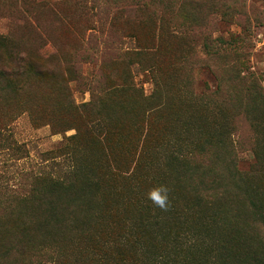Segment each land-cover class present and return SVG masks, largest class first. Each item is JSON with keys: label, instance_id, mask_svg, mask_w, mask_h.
<instances>
[{"label": "rangeland", "instance_id": "rangeland-1", "mask_svg": "<svg viewBox=\"0 0 264 264\" xmlns=\"http://www.w3.org/2000/svg\"><path fill=\"white\" fill-rule=\"evenodd\" d=\"M0 36V252L12 223L36 221L35 192L77 165L98 182L102 215L79 253L64 244L55 259L98 262L88 249L120 229L129 186L147 174L128 162L165 140L216 133L215 167L257 187L264 206V0H0ZM106 46L118 58L99 68Z\"/></svg>", "mask_w": 264, "mask_h": 264}, {"label": "trees", "instance_id": "trees-1", "mask_svg": "<svg viewBox=\"0 0 264 264\" xmlns=\"http://www.w3.org/2000/svg\"><path fill=\"white\" fill-rule=\"evenodd\" d=\"M4 40L0 36V42ZM118 54L114 47H104L98 56L99 68L117 59ZM11 72H16L15 67ZM259 99L264 104V96ZM249 114L257 131L259 121L254 110ZM216 138L212 133L203 142L165 140L157 147L164 155L144 152L140 156V152L128 162L133 168L131 174L139 169L147 174H135L134 185L129 186L124 205L131 211L119 223L120 229L105 233L103 243L88 249L90 255L100 251L95 264H115V258L116 264H264V240L257 228L264 229L262 194L239 176L228 173L225 177L221 172L225 161L212 150H223L225 145ZM254 152L258 169L264 171V153L259 148ZM86 169L83 173L76 165L69 179H49L35 192L42 197L34 207L36 221L21 228L12 223L7 231L15 234L5 238L6 248L0 253L7 254L10 264H23L26 252H34L39 264H57L55 253L66 255L62 245L74 249L78 241L90 239L88 222L101 219L98 205L102 199L98 197V182L87 174L91 173L89 167ZM146 183H150L149 188ZM161 186L170 187L165 209L148 198ZM80 194L90 196L79 198ZM250 215L255 220L249 221Z\"/></svg>", "mask_w": 264, "mask_h": 264}, {"label": "clouds", "instance_id": "clouds-1", "mask_svg": "<svg viewBox=\"0 0 264 264\" xmlns=\"http://www.w3.org/2000/svg\"><path fill=\"white\" fill-rule=\"evenodd\" d=\"M148 198L161 209H165L168 204V189L164 186L157 187L148 194Z\"/></svg>", "mask_w": 264, "mask_h": 264}]
</instances>
